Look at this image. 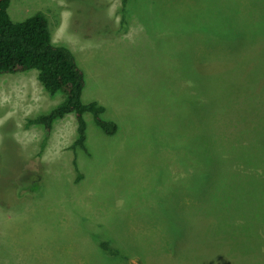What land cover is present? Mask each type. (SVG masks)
<instances>
[{
    "label": "rangeland",
    "instance_id": "obj_1",
    "mask_svg": "<svg viewBox=\"0 0 264 264\" xmlns=\"http://www.w3.org/2000/svg\"><path fill=\"white\" fill-rule=\"evenodd\" d=\"M121 11V12H120ZM84 75V114L0 74V264H264V0H9ZM121 13L124 18L122 24Z\"/></svg>",
    "mask_w": 264,
    "mask_h": 264
},
{
    "label": "trees",
    "instance_id": "obj_2",
    "mask_svg": "<svg viewBox=\"0 0 264 264\" xmlns=\"http://www.w3.org/2000/svg\"><path fill=\"white\" fill-rule=\"evenodd\" d=\"M127 0H120L121 9ZM9 0L0 1V74L36 71V78L50 95L60 93L64 99L47 113L26 120L25 126L40 125L48 133L52 124L67 114L75 120L76 138L70 149L86 151V123L88 113L93 123L105 135H113L117 125L101 117L104 108L94 101L83 103L81 93L84 75L69 48L53 44L47 20L36 13L19 22L8 16ZM121 12V11H120ZM122 24L124 22L121 13Z\"/></svg>",
    "mask_w": 264,
    "mask_h": 264
},
{
    "label": "water",
    "instance_id": "obj_3",
    "mask_svg": "<svg viewBox=\"0 0 264 264\" xmlns=\"http://www.w3.org/2000/svg\"><path fill=\"white\" fill-rule=\"evenodd\" d=\"M0 1H3V0H0Z\"/></svg>",
    "mask_w": 264,
    "mask_h": 264
}]
</instances>
